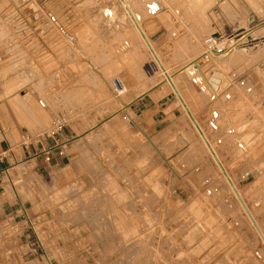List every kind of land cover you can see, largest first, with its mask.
Here are the masks:
<instances>
[{
	"label": "rangeland",
	"instance_id": "374dc122",
	"mask_svg": "<svg viewBox=\"0 0 264 264\" xmlns=\"http://www.w3.org/2000/svg\"><path fill=\"white\" fill-rule=\"evenodd\" d=\"M14 1H3L13 21L0 24V112L14 117L5 135L22 141L13 121L33 135L61 123L83 170L59 190L20 191L34 233L26 243L18 227L0 228V264H264L185 109L158 122L153 110L126 108L155 85V98L176 97L116 0ZM150 1L130 0L143 28L158 30L153 46L264 229V0H154L148 10ZM210 35L235 44L204 60ZM214 110L221 117L207 130Z\"/></svg>",
	"mask_w": 264,
	"mask_h": 264
},
{
	"label": "crops",
	"instance_id": "0c3cea01",
	"mask_svg": "<svg viewBox=\"0 0 264 264\" xmlns=\"http://www.w3.org/2000/svg\"><path fill=\"white\" fill-rule=\"evenodd\" d=\"M3 1L8 2L10 8H17L16 6L19 7V4L14 0H0V24L3 21H13L12 15H9V18L6 17V14L3 15V8L6 7L3 4ZM145 26L146 30H144L146 31L148 38H150V41L159 44L158 37H156L158 30H156L150 22H146ZM193 61L187 63L185 66L188 68ZM198 62L200 61H197V63ZM152 88L147 92L128 100L125 105L128 110L135 114L153 110L154 114L151 115V118L161 122L162 119H166L167 113H173L174 109L178 111L179 102H176L177 99L174 100L173 96L167 98V96L170 95L169 92L164 96L155 98V94H153L154 90H152ZM164 97L174 105L170 110L159 109L161 100ZM213 104L214 100H208L206 102V108L210 109ZM211 114L214 120L221 117L216 110L212 111ZM125 115L126 117L128 116L127 114ZM0 119V152H6L2 166L8 168V173L0 176V228L12 229L18 227V232H16L14 237L16 236V239L28 243L29 230L27 223L21 214V209H26L27 214L32 218V222L35 220V217H33V214L28 211V209L32 207L31 203L29 201H21L20 191L26 193L28 190H38V183H43L44 187L46 186L48 190L52 186L59 190L60 187L65 186L66 183L72 184L82 178L83 164L80 160L73 159L77 156L78 150L73 152L71 151L72 148L70 143H64L68 138L66 134L57 132L56 138L46 137L43 139H34L29 145L23 146L21 141L19 144H17V142H11V140L5 135V129L9 127L5 119L14 120L12 112H7V114L0 112ZM13 123L16 131L22 133L21 139L25 135H33V129L31 131L27 127H20L16 121H13ZM206 125L207 130H209L210 128L207 123ZM53 143H58L60 145L57 148L50 150L49 159H45V155L41 153V151L52 146ZM58 149L62 150L61 154L58 153Z\"/></svg>",
	"mask_w": 264,
	"mask_h": 264
},
{
	"label": "bare ground",
	"instance_id": "6f19581e",
	"mask_svg": "<svg viewBox=\"0 0 264 264\" xmlns=\"http://www.w3.org/2000/svg\"><path fill=\"white\" fill-rule=\"evenodd\" d=\"M116 2H117V5L119 6V8H120V10H121V14H123V15L125 16L124 18H126V20L128 21L129 25L131 26L132 31L134 32V34H135L137 40H138L141 44H143V46L145 47L146 51H147L148 54H149V58L152 60V63H154L155 67L157 66V68H159L158 65L156 64V62H155V60H154V58H153L151 52L149 51L148 47L146 46V44L144 43L143 39L141 38L139 32L137 31L136 27L132 24L131 20L129 19V17H128L126 11L124 10V8H123V6H122V4L120 3L119 0H116ZM124 2H125L126 5L128 6V8H129V10L131 11L133 17L135 18V20L137 21V23H138V25L140 26L141 30L143 31L144 35H145L146 38L148 39V41H149L150 45L152 46V49L154 50V52H155L157 58L159 59L161 65L164 67V69H165V71L167 72V74L169 75V77H170V79H171L173 85L175 86V88H176L177 92L179 93V95H180L182 101L184 102L186 108L188 109V107H187V105H186V103H185V101H184V98L182 97V95L180 94V92H179V90H178V88H177V85H176V82H175L173 76H171V75L169 74L168 69H166V67L164 66V64H163V62H162V60H161V58H160V55L158 54L156 48L153 46L152 42H151L150 39L148 38V35H147L146 31L144 30V28H143V26H142V24H141V21H142V20L140 21V16L134 11V9H136L135 6H134V3H133V2H130V0H124ZM153 2H154V0H151V1L149 2V5L147 4V6L149 7L148 10H152V9H153V7H154V6H153ZM136 10H137V9H136ZM138 10H139V9H138ZM138 10H137V11H138ZM142 10H143V9H142ZM106 11H107V9H106ZM108 12H110V13L112 14V12H111L109 9H108L107 13H108ZM144 12H145V10H144ZM112 15H113V14H112ZM112 15H111V16H112ZM123 15H122V16H123ZM142 15H143V14H142ZM166 15L169 17V16H170V15H169V12H167ZM112 17H113V16H112ZM165 18H166V17H165ZM213 56H215V58H218V55H213ZM195 64H196V61H194V63H192L191 66H192V67H193V66H196ZM194 69H195V68H194ZM159 70H160V68H159ZM160 72H161V74L163 75V73H162L161 70H160ZM217 72H218V71H217ZM219 72H220V71H219ZM163 76H164V75H163ZM219 77H220V75H219L218 73H216V74L214 75V77H212V81H213V82L210 83L211 86H212V88H214V89L217 88V82H218ZM194 80H195V79H194ZM167 83H168V82H167ZM168 85H169L171 91L174 93V91H173V89H172V87L170 86L169 83H168ZM174 95H175V93H174ZM26 97H27V96L24 95V97H22V98H25V99H26ZM175 97H176V99L178 100L179 104L183 107V105H182L181 101L178 99V97H177L176 95H175ZM38 102H40V101H38ZM39 104H40V103H39ZM40 105H41V104H40ZM41 106H42V107L44 106L43 102H42V105H41ZM183 109H184V107H183ZM188 110H189V109H188ZM184 111H185V110H184ZM185 113H186V111H185ZM190 114H191V113H190ZM186 115H188V114H186ZM191 116H192L193 120L195 121V123L192 122V119H191L189 116H188V118H189V120H191V122H192L191 124L194 125L193 127H195L194 129H195V131L197 132L198 137L200 138L201 142L203 143V146H204V148H205V151H206L207 154L210 156V158H211L212 162L214 163V165H215V167H216L218 173H219L220 176L222 177V179H223V181L225 182V184H227V186H228L229 190L231 191V193H232L234 199L236 200V202H237L239 208L242 210V212H243V214H244V216H245V218H246V220H247V223H249V226L252 227L253 232L255 233V235L257 236V238H259V241H260V243L262 244V246H263V248H264V244H263L261 238L259 237L257 231L255 230V228H254L253 225L251 224V222H250V220L248 219V217L246 216V214L244 213V211H243V209H242L240 203H239L238 200L236 199L234 193L232 192L230 186L228 185V183H227L225 177H224L223 174L221 173V171H220L218 165L216 164L214 158L212 157V155H211L210 152L208 151V149H207L205 143H207V145H209V147H210L211 150L213 151L214 155H215L216 158L218 159L220 165L222 166V168H223L224 171L226 172L227 176L229 177V179H230L231 183L233 184V186H234L236 192L238 193V195L240 196V198H241L242 201L244 202L246 208L248 209L249 213L251 214L253 220L255 221L256 225L258 226V228H259L260 232L262 233L263 237H264V229H262V227L260 226L259 222L256 220L254 214L252 213V211L250 210V208L247 206L246 202H245L244 199L242 198V195H241L240 191L238 190V188H237L236 185L234 184V182H233V180H232L230 174L228 173L227 168L224 166V164H223L222 160L220 159L218 153H217L216 150L214 149V146H213L212 143L208 140V138L206 137V135L204 134V132L200 129V127H199V125H198V123H197V121H196L195 116H193L192 114H191ZM202 136L205 138V141H206V142H204V140L202 139ZM254 202H255V201H254ZM256 204H257V203H256ZM258 204H259V203H258Z\"/></svg>",
	"mask_w": 264,
	"mask_h": 264
},
{
	"label": "built area",
	"instance_id": "2783aa9c",
	"mask_svg": "<svg viewBox=\"0 0 264 264\" xmlns=\"http://www.w3.org/2000/svg\"><path fill=\"white\" fill-rule=\"evenodd\" d=\"M234 44H235V42H229L226 46H221L220 47L216 43V36L210 35L209 37H207L205 39L204 48H203L200 56L204 60L212 59V56L213 55H222V54H226V52H229L233 48ZM112 85L115 88V90L119 89L120 86H121L119 80H117V79H115L112 82ZM39 103L42 105V102L41 101ZM123 118H126V115H124ZM213 120L214 119L211 116V118L207 121L208 127L211 130L212 129L213 130L216 129V124L214 123ZM53 128H54V130L51 131L50 133H47V132L45 133L44 132V133H39L37 135H32V136L25 135V136L22 137L21 144L23 146H27L34 139L36 140V139H43V138H46V137H51L54 134H56L60 129H62V124L61 123L54 124ZM59 145L60 144H58V143H53L52 146H50V147H48L46 149H43L41 151V153H43L45 155V159H49V152H50V150L57 148ZM5 153H6L5 151L0 152V176H3L4 174H7L8 173V168L2 166L4 157H5ZM58 153L61 154L62 153V150L61 149H58ZM21 214H22L24 220L27 223V227H28L29 232H33L34 233V229H33V226H32L33 223L31 221L30 216L27 214L26 209L22 208L21 209ZM29 236H30V234L28 235V238H29Z\"/></svg>",
	"mask_w": 264,
	"mask_h": 264
},
{
	"label": "water",
	"instance_id": "95a60500",
	"mask_svg": "<svg viewBox=\"0 0 264 264\" xmlns=\"http://www.w3.org/2000/svg\"><path fill=\"white\" fill-rule=\"evenodd\" d=\"M119 1H120V3L122 4L124 10L126 11V13H127L128 17H129V19L131 20L132 24L136 27V29H137V31L139 32L141 38L143 39L144 43H145L146 46L148 47L149 51L151 52V54H152V56H153V58H154L156 64L158 65V67H159L160 70L162 71V73H163V75H164V78H165L166 81L170 84V86L172 87V89H173L175 95H176V96L178 97V99L181 101V103H182V105H183V107H184L186 113H187L188 116L192 119V122L195 123V121L193 120V118H192V116H191L189 110L186 108V106H185L184 102L182 101V99H181L179 93L177 92L175 86L173 85V83H172V81H171L169 75H168L167 72L165 71L164 67L161 65V63H160L159 59L157 58V56H156L154 50L152 49V46L150 45L148 39H147L146 36L144 35V33H143V31L141 30L140 26L138 25L137 21H136L135 18L133 17V15H132L131 11L129 10L128 6H127L126 3L124 2V0H119ZM202 139L204 140V142H206V141H205V138H204L203 136H202ZM205 144H206V147H207L208 151L210 152V154H211L212 157L214 158L216 164L218 165V167H219L221 173H222L223 176L225 177V179H226L228 185L230 186L232 192L234 193L236 199H237L238 202L240 203V205H241V207H242L244 213L246 214V216H247L248 219L250 220L251 224L253 225V227H254L255 230L257 231L259 237L261 238V240H262V242H263V244H264V237H263L262 233L260 232L258 226L256 225L255 221L253 220V218H252L251 214L249 213L248 209L246 208L244 202L242 201V199L240 198V196H239L238 193L236 192V190H235L233 184L231 183L229 177L227 176L226 172L224 171V169H223L222 166L220 165L218 159H217L216 156L214 155V153H213V151L211 150V148L209 147V145H207V143H205Z\"/></svg>",
	"mask_w": 264,
	"mask_h": 264
}]
</instances>
